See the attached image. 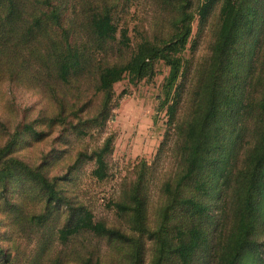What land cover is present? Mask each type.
Segmentation results:
<instances>
[{
	"label": "rangeland",
	"instance_id": "374dc122",
	"mask_svg": "<svg viewBox=\"0 0 264 264\" xmlns=\"http://www.w3.org/2000/svg\"><path fill=\"white\" fill-rule=\"evenodd\" d=\"M60 11L62 28L69 30L68 38L84 56V71L60 86L52 68L55 47L61 46V30L48 24L45 31L33 39L20 40V30L13 44L0 50V147L16 137L12 157L30 167H44L49 178H56L57 190L72 206H83L97 222H102L127 238L140 239L139 264H151L156 245L148 236L163 221L165 207L172 204L173 195L165 189L174 185L184 170L179 146L180 132L191 113L194 91L200 77L207 71L213 55L220 26L216 2L204 23L196 13L191 35L182 54L185 76L178 80L181 94L173 124H169L167 105L162 104V85L169 68L162 62L155 65L150 79L131 83L127 76L113 86L109 115L91 129L90 119L100 109L101 95L96 92L100 68L125 64L144 39L161 42L169 38L178 8L164 0H53ZM106 7L119 29H128L129 46L121 48L117 41L102 47L89 30L91 8ZM36 0L26 4V10L38 14ZM31 17H28L30 20ZM251 41L252 69L264 58V24ZM262 51V53H261ZM252 71L250 72V76ZM200 79V80H199ZM257 93L254 96L257 97ZM63 104V107L60 105ZM169 104V103H168ZM84 108V109H82ZM62 112L69 128L49 121ZM42 118V119H41ZM45 118H48L44 121ZM33 124L39 139L22 134L23 126ZM77 127V129H74ZM111 136V152L106 158L107 177L97 181L92 176L94 162L91 152L100 148ZM138 186L145 209L140 225L130 222L129 215L114 210L112 204L128 202ZM231 192L228 193V197ZM218 198L211 204L215 228L210 231V248L203 251L194 264H218L214 260V234L222 219ZM46 200L31 181L17 180L2 188L0 185V264H134V247L111 242L92 234L81 233L60 243L57 232L65 224L67 209L64 201L48 210L43 225L28 221L32 214H46ZM169 209V208H167ZM170 208L166 225L175 223L177 210ZM228 228L232 221V201L227 203ZM173 212V217H170ZM264 222V197L261 202ZM219 225V224H218ZM258 248L249 264H264V225L253 237ZM3 254V255H2Z\"/></svg>",
	"mask_w": 264,
	"mask_h": 264
},
{
	"label": "trees",
	"instance_id": "16d2710c",
	"mask_svg": "<svg viewBox=\"0 0 264 264\" xmlns=\"http://www.w3.org/2000/svg\"><path fill=\"white\" fill-rule=\"evenodd\" d=\"M164 1L167 4L171 2L179 11L173 20L171 35L161 42L144 39L125 64L99 69L96 92L101 95L100 109L88 122L93 125L86 129L111 117L109 109L114 84L125 76L131 83L150 79L155 73V65L160 61L169 68L162 85L164 100L161 105H167L169 124H173L181 94V86L177 82L185 76L182 54L191 35L194 15L189 11L193 0ZM29 2L0 0V50L12 45L20 30H23L20 40L29 41L45 31L48 24L59 28L61 46L53 49L56 52L52 68L58 84L67 86L70 79L84 71V56L76 46L70 44L69 30L62 28L60 11L53 0H36L40 9L35 15L26 10ZM196 2V13L201 24L207 20L212 6L219 2L220 26L211 63L196 85L191 113L179 131V151L184 170L174 185L168 183L165 186L173 195L175 207L172 204L165 207L159 228L148 236L156 245L151 264H194L203 251L210 248V231L216 226L210 205L215 204L216 198L222 219L213 236L216 240L214 260L218 264H247L244 261L251 262L252 253L258 251L253 237L264 225L260 217L264 197V58L262 55L259 59L256 73L255 68L252 69L251 59V41L256 37L257 29L264 24V0ZM28 17L31 19L28 20ZM88 26L98 47L117 41V34L119 46H129L128 29H119L105 6L91 8ZM254 93L258 94L257 97ZM56 123L63 129L70 127L62 112L49 121V126ZM26 133L34 139L42 136L32 123L23 126L22 134ZM112 141L111 136L107 137L89 157L94 162L92 176L97 181L107 177L106 158L111 152ZM16 142L15 137L0 147V185L5 188L7 183L24 179L38 187L46 200L44 209L47 210L46 214L28 217L33 226L43 225L48 210L64 201L68 213L64 226L57 232L60 243H66L81 233L92 234L113 244L127 240L125 244L134 247V264L140 263V239L127 238L107 228L104 223L95 221L92 213L83 206H72L55 188L57 179L49 178L43 166L30 167L11 156ZM137 189L138 186L128 202L114 203L112 206L116 212L129 215L132 224L136 222L142 225L145 209ZM229 192L231 196L227 198ZM229 198L233 212L228 228L226 208ZM170 208L177 212L175 223L168 226L165 219ZM173 215L172 212L170 217Z\"/></svg>",
	"mask_w": 264,
	"mask_h": 264
}]
</instances>
